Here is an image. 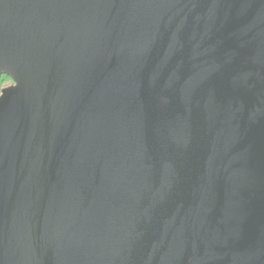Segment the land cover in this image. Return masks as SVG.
Instances as JSON below:
<instances>
[{"label": "water", "instance_id": "95a60500", "mask_svg": "<svg viewBox=\"0 0 264 264\" xmlns=\"http://www.w3.org/2000/svg\"><path fill=\"white\" fill-rule=\"evenodd\" d=\"M0 264H264V0H0Z\"/></svg>", "mask_w": 264, "mask_h": 264}, {"label": "flooded vegetation", "instance_id": "af4514ba", "mask_svg": "<svg viewBox=\"0 0 264 264\" xmlns=\"http://www.w3.org/2000/svg\"><path fill=\"white\" fill-rule=\"evenodd\" d=\"M14 89L15 84L10 78H8L7 76L0 77V100L12 93Z\"/></svg>", "mask_w": 264, "mask_h": 264}]
</instances>
